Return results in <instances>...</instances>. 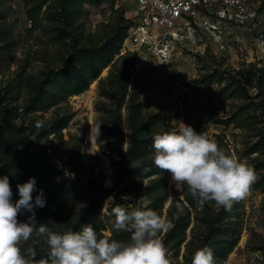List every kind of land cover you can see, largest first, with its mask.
Returning <instances> with one entry per match:
<instances>
[{"label": "trees", "instance_id": "16d2710c", "mask_svg": "<svg viewBox=\"0 0 264 264\" xmlns=\"http://www.w3.org/2000/svg\"><path fill=\"white\" fill-rule=\"evenodd\" d=\"M23 1L26 16L35 27L44 19L49 21L55 43L74 39L65 66L59 71H50L40 82L27 113L38 112L43 107L54 108L68 98L84 93L94 81H98L100 100L96 110L104 117L98 119L96 127L100 126L102 132L101 149L117 170L115 188L123 186L124 194L144 197L149 201L146 210H153L162 217L169 201L168 172L153 164L152 145L154 135L172 129L163 122L160 111H150L145 107L138 87L132 85L137 54L122 53L130 24L125 18V9H116L117 0ZM4 3L5 0H0V52L8 55L12 39L2 20ZM103 5H108L119 17L102 24L98 33L85 35L84 25L79 22L86 6L100 8ZM207 56L206 51L202 58ZM105 70L108 74L102 77ZM206 79L207 86L214 83L222 85L220 93L225 100L237 101L226 116L214 123L226 129L233 126L241 131L243 144L238 155L248 159L246 164L256 174L253 190L264 193V127H259L264 124V68L258 63H245L235 69L226 66V60L222 58V64L207 73ZM4 100L0 92V178L8 176L13 203L20 199L17 185L34 178L35 190L31 195L37 225L45 223L51 231L61 233L81 231L87 226L86 214L80 215L73 226H60L59 221L68 208L92 193H97L92 206L98 207L116 189L93 188L89 183L80 185L66 177H62L57 185L49 186V180L60 178L62 172L49 161L39 143L32 140L34 128L25 123L18 125V113L5 105ZM69 121L70 118L60 119L58 130L66 128ZM53 133L54 128H51L45 135ZM215 138L218 146L234 158L226 135H215ZM41 192L45 201L42 208L35 205V199ZM183 195L184 199H173L167 210L172 227L164 236L166 249L174 250L178 256L185 246L187 264H192L194 253L204 247L212 250L215 264L226 261L239 242L240 234L234 229L233 216L241 201L234 202L231 210L225 211L215 202L198 207L186 186ZM30 215L24 211L18 216V221L27 222ZM193 216L200 223L201 231L191 228ZM189 230L191 239L188 241ZM20 247L25 255L29 247L35 248L37 261L48 257V247L42 241L37 244L22 242Z\"/></svg>", "mask_w": 264, "mask_h": 264}, {"label": "rangeland", "instance_id": "374dc122", "mask_svg": "<svg viewBox=\"0 0 264 264\" xmlns=\"http://www.w3.org/2000/svg\"><path fill=\"white\" fill-rule=\"evenodd\" d=\"M117 8L119 7L116 6ZM45 9L46 7L42 11L44 12ZM117 17L119 14L112 13L108 5L100 8L86 6V12L79 23L84 25L85 35H93L100 31L102 24L113 22ZM2 20L12 43L8 55L0 52V92L5 98L4 104L18 113L20 119L17 124L25 123L34 128L35 134L32 140L39 143L46 151L49 161L62 172L60 178L49 180V186L57 185L62 177H66L80 185L89 183L93 188L103 190L115 188L117 170L101 149V130L99 129L96 141L90 140L91 130L95 131L98 119L104 117L103 113L96 110V104L100 100L98 81H94L84 93L72 96L54 108L43 107L34 113L26 111L37 94L40 82L50 71H59L65 66L74 39L71 38L66 43H55L52 40L49 21L44 19L35 27L26 16L23 0H5ZM204 47L208 56L202 58ZM179 50L181 54L177 55V61L172 65L174 70L169 74L160 72L151 62L152 65L146 70L147 85H156L155 87L161 92L159 94L161 99L168 91L185 89L186 97L191 93L194 94L197 99L196 106L194 110L190 105L184 106L178 112L174 110L173 114L164 113L162 108L160 112L163 122L169 124L171 129L178 128L177 122H182L191 126L197 133L206 134L214 142H216L215 135H226L234 159L246 164L248 159L238 155L242 151L243 144L241 131L234 129L233 126L226 129L214 123L215 120L226 116L237 101L225 100L220 93L222 85L214 83L207 86L206 75L222 64V57H227L231 65L242 67L247 61L257 58V48L249 36L242 34L240 40L230 43L226 53H217L218 56H215L216 44L205 37H202L196 45L180 47ZM262 63L264 65V61ZM107 74L108 70H105L102 77ZM131 82L136 86V79H132ZM184 101L186 103L187 99ZM145 107L147 108L146 105ZM63 118H70V121L66 128L58 130V122ZM259 127H264V124ZM51 128H54V133L46 136V131ZM166 178L169 182V201L165 205L162 218L169 222L167 210L172 200L184 199V195L183 191L176 190L170 173H167ZM254 183L233 216L234 229L240 234L239 242L227 260L220 264H264V193L253 190ZM123 188V186L115 188L116 190L111 192L98 207L92 206L97 193L76 201L59 221L60 226H73L80 215L86 214L87 226L91 225L99 237L124 243L130 242V232H118L114 229L115 217L111 213V207L106 206V203L111 197L109 205L112 207L122 205L131 211L146 210L149 201L138 194H124ZM193 227L196 231L202 230L194 216L191 224V228ZM166 232L158 234L162 242ZM190 239L189 230L188 241ZM167 252L171 264H187L185 246H182L178 256L170 248H167Z\"/></svg>", "mask_w": 264, "mask_h": 264}, {"label": "clouds", "instance_id": "9594fccd", "mask_svg": "<svg viewBox=\"0 0 264 264\" xmlns=\"http://www.w3.org/2000/svg\"><path fill=\"white\" fill-rule=\"evenodd\" d=\"M178 128L153 137V164L171 174L177 191L187 187L198 207L215 202L217 207L230 211L234 202L245 199L256 180L254 170L226 154L206 134L197 133L191 126L177 122ZM100 126L91 130L90 140L98 138ZM36 181L30 178L17 185L20 199L12 201L8 176L0 178V264H171L159 233L172 225L153 210L129 211L122 205L111 207L116 231L131 233L130 242L98 236L91 226L81 231L54 232L45 223L37 225L32 193ZM41 192L35 205L44 207ZM105 206V208H106ZM105 210V209H104ZM24 211L31 213L27 222H19ZM41 241L48 247V257L35 260L36 250L22 254L21 243ZM192 264H215L210 248L198 249Z\"/></svg>", "mask_w": 264, "mask_h": 264}, {"label": "built area", "instance_id": "2783aa9c", "mask_svg": "<svg viewBox=\"0 0 264 264\" xmlns=\"http://www.w3.org/2000/svg\"><path fill=\"white\" fill-rule=\"evenodd\" d=\"M117 7L125 9L130 23L122 53L137 54L135 69L142 66L146 71L153 62L169 74L180 47L196 45L205 37L216 44L218 56L242 34L257 48V58L246 63L264 68V0H117ZM222 58L226 66L238 69ZM194 98L189 94L190 106Z\"/></svg>", "mask_w": 264, "mask_h": 264}, {"label": "crops", "instance_id": "0c3cea01", "mask_svg": "<svg viewBox=\"0 0 264 264\" xmlns=\"http://www.w3.org/2000/svg\"><path fill=\"white\" fill-rule=\"evenodd\" d=\"M146 73L147 72L145 71V69L141 66L136 69V72L134 73V77L132 79H136V86L138 87V90L141 93L142 100L148 109H150L151 111H156V109H159L160 111L163 108L164 113L173 114L174 110L178 112L180 108L189 106L188 97H186L184 94L185 89L177 88L172 92L168 91V93L165 94L161 99L159 95L161 94L159 88H156V85H147L148 82ZM156 83L158 84V82ZM185 99H187L186 103L184 101ZM196 101L197 99L194 98L191 107L196 106ZM194 109L195 107L193 108V110Z\"/></svg>", "mask_w": 264, "mask_h": 264}]
</instances>
